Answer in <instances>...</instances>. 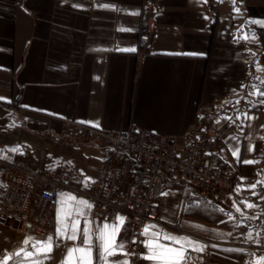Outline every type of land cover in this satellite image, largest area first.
<instances>
[{
    "label": "crops",
    "instance_id": "crops-1",
    "mask_svg": "<svg viewBox=\"0 0 264 264\" xmlns=\"http://www.w3.org/2000/svg\"><path fill=\"white\" fill-rule=\"evenodd\" d=\"M252 21L264 22V0H0V159L38 171L77 165L87 183L100 179L107 148L67 136L66 122L168 137L197 124L199 136L212 137L220 160L237 173L234 190L213 200L189 185L165 183L155 209L166 226L150 232L206 245L202 253L187 252L188 264H205L207 257L208 264H256L264 257V96L258 94L264 27ZM251 70L258 85L242 93ZM5 190L0 174V203ZM62 194L92 205L59 190L56 226ZM85 212L93 230L125 219L117 242L127 255L110 261L130 264L131 217ZM37 241L43 240L0 228V261L61 264L67 249L80 245L56 235L45 258L35 255Z\"/></svg>",
    "mask_w": 264,
    "mask_h": 264
},
{
    "label": "built area",
    "instance_id": "built-area-1",
    "mask_svg": "<svg viewBox=\"0 0 264 264\" xmlns=\"http://www.w3.org/2000/svg\"><path fill=\"white\" fill-rule=\"evenodd\" d=\"M252 64V60L249 61ZM258 85L249 71L242 93ZM67 136L107 148L99 180L84 183L77 165L60 172L38 171L36 165L0 159L6 190L0 203V228L21 237L45 241L56 238L59 190L79 195L92 203V214L108 220L118 212L132 219L130 264H143V229L166 225L157 217L156 201L165 183L194 187L208 199L220 200L233 192L237 173L222 162L212 137H200L193 124L182 137L155 135L129 126L125 131H105L66 122ZM206 258L205 264H208Z\"/></svg>",
    "mask_w": 264,
    "mask_h": 264
},
{
    "label": "snow or ice",
    "instance_id": "snow-or-ice-1",
    "mask_svg": "<svg viewBox=\"0 0 264 264\" xmlns=\"http://www.w3.org/2000/svg\"><path fill=\"white\" fill-rule=\"evenodd\" d=\"M232 3L234 4L235 0H232ZM236 11L239 12V9L237 8ZM252 23H258L261 27H264V22L252 21ZM131 51L135 50L131 49ZM258 94L264 96V92ZM12 151H17V149H12ZM232 154L238 158L239 149H233ZM243 162L245 164L254 163L252 160H245ZM257 183H260V181H257ZM250 187L255 189L256 184H252ZM253 194L255 195L256 193L254 192ZM62 197L59 202L60 207L57 210L56 235L58 238L73 242L80 240V245L69 247L61 264H128L127 260L110 261V258L118 254L127 255V253H123L125 244L123 242H117V236L120 234L121 227L124 226L125 219L117 216L116 223H105L102 227L93 230L87 220V213L85 212V209H91L92 205L88 201L77 199L72 195L62 194ZM247 207L252 208L254 205L248 204ZM69 217L72 218L70 222L68 220ZM80 217H84L85 219V226L82 230L80 228ZM154 227V225H149L141 233V235L148 237L145 241L147 253L142 258L152 261L153 264H188L189 257L187 252L189 250L202 253L206 248V245L185 239L184 237H176L155 231L150 232V228ZM161 241H169L170 243L166 244ZM174 245H179V247H175ZM33 247L36 249L35 255H43L47 258L48 254L54 248L53 237L49 236L45 241H37ZM14 255L20 256L21 253L17 252ZM24 255L26 258H31L34 254L32 252H25ZM10 259L12 257H5L0 261V264H8ZM37 264H42V262H37ZM256 264H264V257L258 260Z\"/></svg>",
    "mask_w": 264,
    "mask_h": 264
},
{
    "label": "trees",
    "instance_id": "trees-1",
    "mask_svg": "<svg viewBox=\"0 0 264 264\" xmlns=\"http://www.w3.org/2000/svg\"><path fill=\"white\" fill-rule=\"evenodd\" d=\"M254 106H255V104H254V105H252V106H251V108H253Z\"/></svg>",
    "mask_w": 264,
    "mask_h": 264
}]
</instances>
